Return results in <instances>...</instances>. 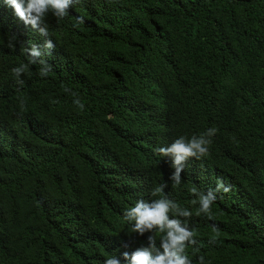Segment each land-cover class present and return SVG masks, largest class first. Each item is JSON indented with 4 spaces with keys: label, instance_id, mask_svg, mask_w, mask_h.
Segmentation results:
<instances>
[{
    "label": "trees",
    "instance_id": "trees-1",
    "mask_svg": "<svg viewBox=\"0 0 264 264\" xmlns=\"http://www.w3.org/2000/svg\"><path fill=\"white\" fill-rule=\"evenodd\" d=\"M45 22L41 76L23 49L45 38L0 0V264H104L146 243L123 213L160 195L192 212V264H264V0H77ZM210 128L174 185L155 149Z\"/></svg>",
    "mask_w": 264,
    "mask_h": 264
},
{
    "label": "clouds",
    "instance_id": "clouds-1",
    "mask_svg": "<svg viewBox=\"0 0 264 264\" xmlns=\"http://www.w3.org/2000/svg\"><path fill=\"white\" fill-rule=\"evenodd\" d=\"M77 0H3V4L9 7L14 16L22 21L26 26L36 30L44 41L42 46L32 44L23 51L28 56V64H39L40 75L47 76L51 71V66L46 62L45 57L51 54L55 48V44L48 39V25L45 22L46 15L51 12L56 18L63 19L68 15V9ZM78 23H83V17H77ZM28 64L21 63L19 67L12 69L17 84L23 85L24 81L20 79ZM65 91H69L65 88ZM76 96L75 93H72ZM74 104L83 109L84 105L80 100L74 99ZM217 129L210 128L199 136L193 135L190 139L181 136L175 139L170 145L158 147L156 153L168 157L174 169L169 179L174 185L181 184V173L184 170L186 162L189 158L200 159L209 154V146L211 145V137ZM167 184H161L153 190V195L163 193V189ZM231 186L226 185L222 180H217L216 188L209 189L207 192L198 190L196 187L191 192L197 197L192 201L193 204L199 205L197 215L203 213L210 217L213 203L217 200V193H228ZM192 212L181 207L174 200L167 196L160 195V198L152 200H138L127 208L123 213L126 221L134 222L133 231L139 236H145L146 243L141 244L133 251H124L120 256H111L104 261V264H192L186 254V248L189 245H197L195 230L188 227L186 220L182 218H190ZM158 232L160 234L159 242L151 233ZM215 235L211 242L216 243L219 236V230L213 229ZM198 251V249H196ZM198 264H205V258L200 256Z\"/></svg>",
    "mask_w": 264,
    "mask_h": 264
}]
</instances>
